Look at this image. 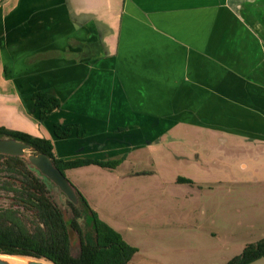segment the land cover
Wrapping results in <instances>:
<instances>
[{
	"label": "crops",
	"instance_id": "obj_1",
	"mask_svg": "<svg viewBox=\"0 0 264 264\" xmlns=\"http://www.w3.org/2000/svg\"><path fill=\"white\" fill-rule=\"evenodd\" d=\"M37 91L62 101L44 122ZM0 126L61 159L126 154L66 169L80 191L177 128L264 147V0H0Z\"/></svg>",
	"mask_w": 264,
	"mask_h": 264
},
{
	"label": "rangeland",
	"instance_id": "obj_2",
	"mask_svg": "<svg viewBox=\"0 0 264 264\" xmlns=\"http://www.w3.org/2000/svg\"><path fill=\"white\" fill-rule=\"evenodd\" d=\"M220 138L177 128L137 151L135 164L105 172L99 182L76 172L89 204H97L112 227L121 222L118 231L138 248L127 264H227L248 244L264 239V147L235 146ZM5 175L0 166V187ZM178 177L191 181L179 183ZM48 183L70 220L71 201ZM99 188L104 192L97 193ZM12 202V194L0 188V207ZM75 205L85 211L80 201ZM79 221L83 231L91 228L86 211ZM71 250L79 254L74 231Z\"/></svg>",
	"mask_w": 264,
	"mask_h": 264
},
{
	"label": "trees",
	"instance_id": "obj_3",
	"mask_svg": "<svg viewBox=\"0 0 264 264\" xmlns=\"http://www.w3.org/2000/svg\"><path fill=\"white\" fill-rule=\"evenodd\" d=\"M33 98L40 107V122H44L54 109L62 105L61 99L49 92L37 91ZM74 130L79 134L84 132L79 124L54 125V133L60 138L70 136ZM0 137L22 140L31 145L32 152L46 153L65 175L66 169L91 164L113 169L126 158V154H122L105 159H61L56 156L54 144L49 138L5 126H0ZM0 166L6 173L0 188L10 192L13 200L10 206L0 207V253L32 256L55 264H127L138 251L118 230L99 217L70 180L80 204L91 220V228L87 232L83 231L79 221L85 211L69 202L73 208V217L67 220L51 195L48 179L32 170L26 159L0 153ZM177 181L191 180L178 177ZM73 231L79 238L78 255H74L71 250ZM262 255L264 239L248 244L240 255L227 264H247Z\"/></svg>",
	"mask_w": 264,
	"mask_h": 264
},
{
	"label": "water",
	"instance_id": "obj_4",
	"mask_svg": "<svg viewBox=\"0 0 264 264\" xmlns=\"http://www.w3.org/2000/svg\"><path fill=\"white\" fill-rule=\"evenodd\" d=\"M0 153L23 157L32 170L39 172L41 176L46 177L57 185L72 203H78L79 198L75 188L72 186L67 176L54 164L53 159L46 153L32 152L31 145L13 137H0ZM2 254L6 253H0V264H55L51 261L32 256H26L28 258L24 259L23 262H15L11 259L2 257ZM247 264H264V255Z\"/></svg>",
	"mask_w": 264,
	"mask_h": 264
},
{
	"label": "bare ground",
	"instance_id": "obj_5",
	"mask_svg": "<svg viewBox=\"0 0 264 264\" xmlns=\"http://www.w3.org/2000/svg\"><path fill=\"white\" fill-rule=\"evenodd\" d=\"M2 257H5V258H8V259H11L15 262H23L24 259L18 255H9V254H2L1 255Z\"/></svg>",
	"mask_w": 264,
	"mask_h": 264
}]
</instances>
